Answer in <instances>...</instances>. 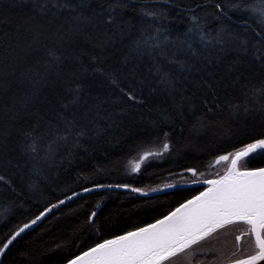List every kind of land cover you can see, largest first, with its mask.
Listing matches in <instances>:
<instances>
[{
  "label": "trees",
  "instance_id": "1",
  "mask_svg": "<svg viewBox=\"0 0 264 264\" xmlns=\"http://www.w3.org/2000/svg\"><path fill=\"white\" fill-rule=\"evenodd\" d=\"M251 2L0 0V245L75 192L106 184L149 191L166 184L168 173L205 170L216 156L264 138V58L215 39L221 28L231 29L256 46L264 28L233 10ZM117 4L110 19L108 6ZM161 71L174 87L161 84ZM165 142L170 150L161 162L125 173L129 158ZM230 166L203 179H217ZM239 166L264 167V154ZM206 186L147 196L117 189L80 194L26 229L0 264H66L163 217ZM241 233L213 234L176 264H228ZM253 242L245 236L237 257L254 254Z\"/></svg>",
  "mask_w": 264,
  "mask_h": 264
},
{
  "label": "snow or ice",
  "instance_id": "2",
  "mask_svg": "<svg viewBox=\"0 0 264 264\" xmlns=\"http://www.w3.org/2000/svg\"><path fill=\"white\" fill-rule=\"evenodd\" d=\"M116 7H119V4L108 6L110 19L113 18L112 12ZM214 7L223 12L221 4H216ZM233 10L247 13L256 19L261 28H264V0H252L250 4L246 5L234 4ZM224 14L226 15V13ZM146 15L155 16L156 14L148 12ZM192 19L197 18L192 17ZM243 23L247 28V20H244ZM199 35L201 40L207 39L203 31ZM256 37L257 43L253 47L252 42L242 40L238 32L221 28L215 39L222 44H238L239 51L245 54L251 51L254 57L264 58V36L257 32ZM143 43H147V41ZM176 43L183 45L187 41H180L177 38ZM140 47L141 43L138 42L136 48L140 49ZM188 47H191L190 43ZM159 75L161 84L168 88L174 87V82L167 72L161 71ZM72 91L79 94L80 85H76ZM126 95L129 99L136 100V97L131 93H126ZM68 124L70 126L71 122ZM32 150L35 151V149ZM168 150L169 144L166 142L162 144L161 151L145 150L138 160L132 162L131 170L139 172L145 161L159 157ZM257 153L264 154V138L256 139L234 152L219 156L218 162L230 160V168L225 175L218 179L202 182L193 180L192 183L208 185L199 195L181 204L175 211L153 224L97 243L94 247H90L82 254L68 260L67 264H166L180 254H189L188 250H191V255L195 256L197 248L193 246H199L202 241L212 237L213 234L238 223L246 224L249 228L247 233L242 232L241 235L235 237L236 251L232 252L230 258L226 257L228 264H260V262H264V167L241 170L239 166L242 159ZM185 171L193 176L197 174L196 168H188ZM3 179L0 177V180ZM182 180L181 174V180L173 184H165L163 189L176 188ZM97 187L130 188V185H98ZM163 189H153L152 191H162ZM91 190L85 189L84 191ZM132 191L142 192L139 188L132 189ZM59 203L63 204L64 201L61 200ZM56 207L57 205H52V208ZM52 208L45 209V212H51ZM45 212L37 215L30 224H23L10 238L6 239V242L0 245V256L26 229L41 220ZM91 216L94 217L95 213H92ZM249 234L254 237V242L249 245L254 247V254L238 258L237 252L241 251L239 242ZM220 256H224L222 251ZM220 264L223 262L220 261Z\"/></svg>",
  "mask_w": 264,
  "mask_h": 264
},
{
  "label": "bare ground",
  "instance_id": "3",
  "mask_svg": "<svg viewBox=\"0 0 264 264\" xmlns=\"http://www.w3.org/2000/svg\"><path fill=\"white\" fill-rule=\"evenodd\" d=\"M263 138V137H262ZM168 143V142H167ZM169 144V143H168ZM148 150H151V151H161L162 150V147H159V148H157V147H151L150 149H148ZM169 150H170V144H169ZM168 150V151H169ZM145 150H143V151H141V152H138L137 154H135L134 156H132L131 158H129L128 160H127V162H126V166H125V173L126 174H128V175H134V174H139L142 170H144L145 169V167L147 166V165H150L151 163H159V162H161L165 157H166V153L168 152V151H166V152H163V154L161 155V156H159V157H155V158H150L148 161H145L142 165H141V169H140V171L139 172H133L132 170H131V168H132V162L133 161H136V160H138L139 159V157L143 154V152H144ZM228 153H230V152H227V153H223V154H220V155H218V156H216L213 160H212V162H210V163H208V165L206 166V169L205 170H199V169H197V174L195 175V176H193L191 173H188V172H186L185 170L186 169H188V168H195V167H188V168H186V169H184V170H181V171H178V172H172V173H168V174H166V176L163 178L164 179V181L163 182H166V184H173V183H176L177 181H179V180H181V174H182V176H183V180H182V182L176 187V188H185V187H192V186H196V185H198L197 183H192V181L193 180H198V181H206V180H211V179H203L204 177H206V175L209 173V172H211L212 170H213V168L215 169V170H217V169H219V168H221V166H224V165H226V164H228V163H230V160L229 161H219L218 162V158H219V156H221V155H226V154H228ZM219 167V168H218ZM212 179H215V178H212ZM106 185H128V184H106ZM163 185H165V184H162L160 187H155V188H153V189H163ZM98 186V185H97ZM97 186H92V187H88V188H85V189H91L92 188V190H101V189H117V190H123V191H131L132 192V189H135L136 187H133V186H131L130 185V188H116V187H113V188H108V187H104V188H100V187H97ZM176 188H172V189H176ZM85 189H83V190H81V191H78V192H75V193H73V194H71V195H69L68 197H66L63 201H64V203H65V201H69V200H71V199H73V198H75L76 196H78V195H80V194H84V193H88V192H90V191H84ZM139 189H141V188H139ZM153 189H151V190H149V191H145V190H142V192H140L139 194H141V195H144V196H147V195H154V194H158V193H161V192H165V191H168V190H171V189H163L162 191H152ZM91 190V191H92ZM203 190H201V192H202ZM200 193V192H199ZM199 193L198 194H196L195 196H197V195H199ZM74 194H78V195H74ZM195 196H192L191 198H189L188 200H190V199H192L193 197H195ZM188 200H186V201H188ZM186 201H184L183 203H185ZM63 203V204H64ZM183 203H181V204H183ZM63 204H59V205H57V207L56 208H52V206L51 207H49V208H52V211L51 212H45V210L43 211V212H45V215L41 218V220H43L48 214H50V213H52L53 211H56L61 205H63ZM181 204H179L177 207H175L173 210H171L169 213H167L166 215H164L163 217H161V218H159V219H157V220H160V219H163L165 216H167V215H169L171 212H173V211H175L177 208H179L180 207V205ZM103 205H104V202H102V203H100V204H98L97 205V207H96V209L92 212V213H95V216L94 217H92L91 215H90V223H93L94 222V218L96 217V215H97V213L99 212V210L103 207ZM48 209V208H47ZM91 213V214H92ZM41 220H39L37 223H39ZM157 220H155V221H153V222H151V223H149V224H153V223H155ZM31 222H29V224H30ZM36 223V224H37ZM149 224H147V225H149ZM147 225H145V226H147ZM18 229H16L15 231H17ZM14 231V232H15ZM134 231V230H133ZM14 232L12 233V234H14ZM11 234V235H12ZM11 235L9 236V238L11 237ZM18 238V237H17ZM16 238V239H17ZM114 238V237H113ZM110 239H112V238H110ZM4 242H6V239H5V241ZM3 242V243H4ZM2 243V244H3ZM14 243V242H13ZM12 243V244H13ZM1 244V245H2ZM11 244V245H12ZM10 245V246H11ZM9 246V247H10ZM8 249H6L5 250V252H4V254L6 253V251H7ZM3 254V255H4ZM81 254V253H80ZM3 255L2 256H0V261H1V259H2V257H3ZM79 255V254H78ZM73 259V258H72Z\"/></svg>",
  "mask_w": 264,
  "mask_h": 264
},
{
  "label": "rangeland",
  "instance_id": "4",
  "mask_svg": "<svg viewBox=\"0 0 264 264\" xmlns=\"http://www.w3.org/2000/svg\"><path fill=\"white\" fill-rule=\"evenodd\" d=\"M247 228V225L246 224H243V223H238L236 225H233V226H229L227 229H223V230H220L217 234L219 235H225L226 233H229V234H234V231H241V230H245ZM226 232V233H225ZM234 240V239H233ZM232 241V240H231ZM246 243V241L244 242ZM229 245H231L229 243ZM246 246V245H245ZM244 246V247H245ZM196 248V247H195ZM179 259V256L176 257V258H173L171 261L169 262H166V264H176L177 260Z\"/></svg>",
  "mask_w": 264,
  "mask_h": 264
},
{
  "label": "flooded vegetation",
  "instance_id": "5",
  "mask_svg": "<svg viewBox=\"0 0 264 264\" xmlns=\"http://www.w3.org/2000/svg\"><path fill=\"white\" fill-rule=\"evenodd\" d=\"M248 228H249V226L247 225V228L245 230H241V232L247 233L248 232ZM246 236L249 237L250 239H254V237L251 236L250 234L246 235Z\"/></svg>",
  "mask_w": 264,
  "mask_h": 264
},
{
  "label": "water",
  "instance_id": "6",
  "mask_svg": "<svg viewBox=\"0 0 264 264\" xmlns=\"http://www.w3.org/2000/svg\"><path fill=\"white\" fill-rule=\"evenodd\" d=\"M254 169V168H253ZM218 179V178H217ZM202 182V181H201ZM197 184H204V183H197ZM204 185H206V184H204ZM207 187H208V185H207ZM101 188V187H100ZM102 188H104V187H102ZM92 189V188H91ZM143 227H146V226H143ZM142 228V227H141ZM94 247V246H93ZM82 254V253H81ZM67 264V263H66ZM260 264H264V262H260Z\"/></svg>",
  "mask_w": 264,
  "mask_h": 264
}]
</instances>
